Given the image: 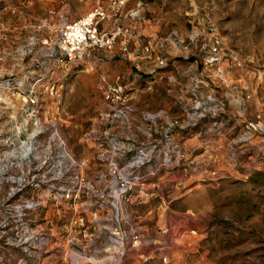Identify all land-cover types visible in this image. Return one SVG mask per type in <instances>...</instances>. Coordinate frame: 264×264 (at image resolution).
Masks as SVG:
<instances>
[{
	"label": "rangeland",
	"instance_id": "374dc122",
	"mask_svg": "<svg viewBox=\"0 0 264 264\" xmlns=\"http://www.w3.org/2000/svg\"><path fill=\"white\" fill-rule=\"evenodd\" d=\"M95 8L107 16L101 30H121L112 49L73 63L50 58L62 22ZM211 27L221 61L206 67ZM107 85L132 108L126 124L100 120ZM35 119L45 138L56 130L87 164L89 181L106 174L92 141L106 131L147 150L141 174L157 169L118 221L99 224L124 240L123 254L103 252L109 231L85 223L92 241L81 238V264H264V0H0V156ZM164 119L177 122L169 135ZM173 147L178 165L168 166ZM31 195L0 189V221L11 223L0 232V264H71L66 219L57 215L64 203L49 201L36 215L50 240L40 252L15 238L19 219L34 215L19 218L13 207Z\"/></svg>",
	"mask_w": 264,
	"mask_h": 264
},
{
	"label": "built area",
	"instance_id": "2783aa9c",
	"mask_svg": "<svg viewBox=\"0 0 264 264\" xmlns=\"http://www.w3.org/2000/svg\"><path fill=\"white\" fill-rule=\"evenodd\" d=\"M106 19L104 12L100 8H95L76 21H63L58 28L56 41L50 49L49 57L73 63L83 59L90 50L112 49L121 30L116 29L111 32L101 30L100 24ZM209 31L213 40L208 45L209 55L204 60L206 67L218 65L222 52V43L214 29L211 27ZM192 40L193 37H190V41ZM122 50L125 52L126 47L124 46ZM165 65V61L159 59L158 67ZM216 71L222 74L221 69L217 68ZM102 80L104 82V79ZM102 94L108 110L100 114V120L110 125L126 124L132 108L127 104L122 91L107 85ZM207 100L209 103L214 102L211 97ZM28 105L32 107L36 105L32 96L29 97ZM197 108H201L200 103ZM158 116L162 117V115ZM164 120H166L164 132L169 135L177 126V122ZM33 127L28 137L17 138L18 143L11 153L0 156V163L5 158L7 161L10 160V164L6 166L3 163L0 165V189L8 187L11 197L26 192L32 194L30 200L17 203L13 207L19 218L25 217L27 212L34 215L30 220L19 219L15 238L20 246L24 248H27V245L32 246L40 252L50 240L37 225L36 215L47 206L49 201L56 206L64 203L65 207L57 211V215L62 214L61 217L66 219L63 227L69 237L67 242L74 254V257L70 258L71 264H81L80 255H86L81 238H90L87 245L92 241L85 223L98 228L99 233L103 230L109 231V228L100 227L99 224L118 221L123 211L122 204L127 203L138 189L141 190L140 187L146 178L154 177L157 169L141 174V169L150 162L147 150L143 147H135L129 139L109 137L110 133L106 131L103 135L92 137L97 158L105 165L106 174L98 175L95 180L89 181L84 175L87 164L76 160L67 151L65 142L56 130L45 138L47 130L40 119H35ZM249 128L252 132L260 131L261 123L250 124ZM170 154L174 156L171 158L168 152L164 153L166 164L178 165V154L174 151V147ZM11 170L13 172H10ZM36 193H41L42 196ZM10 224L8 220L0 221V232L8 229ZM118 236L116 231H109L108 240L103 239L105 242L103 252L108 253L113 250L115 253L123 254L124 240L122 238H119L120 241L117 240Z\"/></svg>",
	"mask_w": 264,
	"mask_h": 264
},
{
	"label": "crops",
	"instance_id": "0c3cea01",
	"mask_svg": "<svg viewBox=\"0 0 264 264\" xmlns=\"http://www.w3.org/2000/svg\"><path fill=\"white\" fill-rule=\"evenodd\" d=\"M210 159L212 160V156L210 157ZM217 170H221V169L218 168Z\"/></svg>",
	"mask_w": 264,
	"mask_h": 264
}]
</instances>
